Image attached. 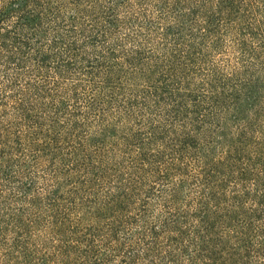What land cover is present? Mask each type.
I'll list each match as a JSON object with an SVG mask.
<instances>
[{
    "label": "trees",
    "instance_id": "obj_1",
    "mask_svg": "<svg viewBox=\"0 0 264 264\" xmlns=\"http://www.w3.org/2000/svg\"><path fill=\"white\" fill-rule=\"evenodd\" d=\"M0 264H264V0H0Z\"/></svg>",
    "mask_w": 264,
    "mask_h": 264
}]
</instances>
